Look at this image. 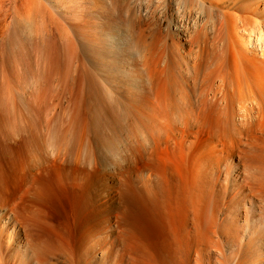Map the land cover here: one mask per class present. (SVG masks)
<instances>
[{
	"label": "bare ground",
	"instance_id": "bare-ground-1",
	"mask_svg": "<svg viewBox=\"0 0 264 264\" xmlns=\"http://www.w3.org/2000/svg\"><path fill=\"white\" fill-rule=\"evenodd\" d=\"M39 14L69 51L87 46L62 70L66 92L79 71L116 102L127 120L115 147L122 164L107 151L115 141L81 134L74 143L76 125L70 139L46 118L30 165H57L79 200L48 209L42 178L0 176V264H264V0H0V31H35Z\"/></svg>",
	"mask_w": 264,
	"mask_h": 264
},
{
	"label": "rangeland",
	"instance_id": "rangeland-1",
	"mask_svg": "<svg viewBox=\"0 0 264 264\" xmlns=\"http://www.w3.org/2000/svg\"><path fill=\"white\" fill-rule=\"evenodd\" d=\"M178 5L179 6V3L175 4L174 6ZM177 7V6H176ZM175 12V11H174ZM49 19V18H48ZM47 19V16L45 15H40L39 16L37 15L33 21H32V25L31 27L35 30V31H30V29H26L25 26L23 27L22 25L19 27L18 25L15 26L14 24V32L11 31L10 34H8L9 32L5 33L4 32H1L0 31V98L1 96H5V97H2V99H0L1 101H4L6 100V102H4V104L2 105L1 104V101H0V176H5L4 179L7 181H5L6 183H8L10 180L9 183L12 182V180H14L15 178L18 180L17 177H19V179H21V176H24L22 178L23 181H26L28 179L29 176H34V179H38L39 178L42 180H40L41 182H43L40 187H42L44 190L43 192L45 193V201L44 200V203L43 205L48 208V209H53L54 208V205L57 206L56 203H59V204H67V203H74L75 205H77V202H78V195L80 193V190H77L76 188L72 187L73 184H69L71 182L67 181V180H64L66 183L59 180L58 178V167L57 165H55L54 161H52V163L54 164L53 167H52V164L51 162L49 164H51V166H49V164L47 165V163H43L42 165L40 164L38 167V169H32V165L31 164V160L34 156V154L39 150L38 147H40V144H42V142L44 143V135L47 134V129L51 128V126H53L56 130L55 132H61V131H65V130H69V127L67 126H70L73 128L72 125H76L75 126V129L74 131L77 129L79 132L77 135V140H72V142L76 143L78 140V137L81 138V134H83L84 137H88L91 141L95 140V139H99V137L101 138L100 140L104 142V139L105 141H111L112 143L114 142V144L112 145V152L107 150L109 152V156H110V159L114 160L115 163H117L118 165H120V163L122 164V161H120L123 157V153H118L119 151L116 149L117 147H120L122 148L123 145H124V142H125V137H126V128L124 127L126 124L125 122L127 121L125 119V116L122 114L121 111L118 112V110L120 109L117 105H116V102L111 100L107 95H104L103 97H107V100L110 99L111 100V103L110 101L106 100L105 98V101L103 100V97L101 95L100 96V99H102V102L101 100L99 99L98 95L95 94L97 93L96 90L94 89V86H90L92 85L93 82H89L88 83V80L85 82H83L82 80V76L80 75V72H76L73 76V81H71V86L69 87H72V90H70V88L67 90L66 92V89L69 85V80L68 82L64 81L65 79H69L70 75L68 74V78H65L63 80V75H62V70L65 72H68L66 69H69L71 70V68L69 67H72L73 65H77V63L79 62V59L81 57V55H84L83 53V50L87 48L86 45H83L85 47H83L82 45H79L77 46L79 49H81L82 51H80L78 53V48H77V51L74 52V51H69L70 48H73V46L71 47L70 46H67L66 47V44H68V40H63V39H66L65 37H62L60 36L59 34H55V33H52L50 31L49 28H52L50 25H48L49 21L47 22L46 20ZM19 28V29H18ZM23 28V29H21ZM23 30V32H22ZM29 33V34H28ZM7 34V35H6ZM54 34V35H52ZM14 35V36H13ZM21 36V37H20ZM30 36V38H28ZM33 38H32V37ZM37 36V37H36ZM2 37V38H1ZM53 38V41L51 38ZM36 38V39H34ZM59 38V39H58ZM24 39V40H23ZM28 39V40H27ZM31 39V40H30ZM39 39V40H38ZM57 39V40H56ZM48 40V41H47ZM60 40V41H59ZM5 42V43H3ZM41 42V43H40ZM59 42V43H58ZM60 44V45H59ZM64 44V46H63ZM62 45V46H61ZM36 46V47H35ZM60 47V48H59ZM64 49H63V48ZM66 47V48H65ZM70 47V48H69ZM58 48L60 50H58ZM62 48V49H61ZM75 48V47H74ZM83 48V49H82ZM3 49V50H2ZM7 49V50H6ZM44 49V50H43ZM76 49V48H75ZM2 50V51H1ZM8 51V52H3V51ZM63 50H66L65 53ZM72 50V49H71ZM74 50V49H73ZM34 51V52H33ZM59 52V54H58ZM68 52V53H67ZM29 53V54H28ZM61 53V54H60ZM65 54V55H64ZM3 55V57H2ZM60 57H59V56ZM7 57V58H6ZM59 57V58H58ZM62 57V59H61ZM69 58V59H68ZM73 58V63H72V66L70 65V63L72 62L70 59ZM36 59V61H35ZM58 60H61V64H60V61ZM65 60V61H64ZM67 61H70L69 62V66H68V62ZM10 62V63H9ZM37 62V63H36ZM65 62V63H64ZM99 62V61H98ZM39 63V64H38ZM64 63V64H63ZM7 64V65H6ZM30 64V65H28ZM97 64H100L97 63ZM24 65V66H23ZM38 65V66H37ZM56 65V66H54ZM63 68H62V66ZM66 65V66H65ZM103 65V64H101ZM61 66V67H60ZM2 67V68H1ZM24 67V68H23ZM29 67V68H28ZM44 67V68H43ZM55 67V68H54ZM7 68V69H6ZM20 68V69H19ZM26 68V69H25ZM42 68V69H41ZM60 68V69H59ZM62 68V69H61ZM13 69H15L13 71ZM17 69V70H16ZM25 69V70H23ZM30 69V70H28ZM65 69V70H64ZM21 70V71H20ZM45 70V71H44ZM56 70V72H55ZM58 70V71H57ZM18 71V72H17ZM37 71V73H36ZM60 71H61V75L59 76L60 74ZM27 72V73H26ZM32 72V73H31ZM58 72V73H57ZM63 73V74H66ZM5 73V74H4ZM10 73V74H9ZM12 73V74H11ZM24 73V74H23ZM44 73V74H43ZM57 73V75L55 74ZM69 73V72H68ZM9 74V75H7ZM14 74V75H13ZM32 74V76L30 75ZM4 75V76H3ZM46 78H44V76ZM55 75V76H54ZM9 76V77H8ZM57 76V77H56ZM78 76V77H77ZM35 77V78H34ZM59 77V79H58ZM62 79H61V78ZM10 78V79H9ZM53 78V80H52ZM56 80H55V79ZM72 77H70V80H71ZM93 78V77H92ZM48 79V81H47ZM8 80V81H7ZM43 80H45L43 82ZM58 80V81H57ZM62 80V81H61ZM86 80V79H84ZM134 80V79H133ZM132 80V81H133ZM58 83H57V82ZM64 81V82H63ZM91 81H95V78L92 79ZM56 82V83H55ZM60 82V83H59ZM66 82V83H65ZM41 83L42 86H41ZM49 83V84H48ZM65 85H63V84ZM89 84V87L87 84ZM39 84V85H38ZM45 84H46V91H47V94H49V97H48V100H47V96L45 95V91L44 90H41V89H45ZM58 84V85H56ZM68 84V85H67ZM63 85V86H62ZM84 85H87V86H84ZM41 86V88H40ZM52 86V87H51ZM66 86V87H64ZM37 87V88H35ZM43 87V88H42ZM87 87V88H86ZM90 87L91 89L93 88L94 90H90ZM17 88V89H16ZM52 88H54V91L56 90L57 88V94L56 91L54 92L52 90ZM39 89V90H37ZM49 89V90H48ZM63 89L65 92H63ZM87 90V92H85V90ZM89 89V90H88ZM17 90V92H15ZM19 90V91H18ZM51 90V91H50ZM84 93H83V91ZM21 91V92H20ZM35 91V92H34ZM41 91H44V93H41L42 95L44 94L45 97H46V100H44V96L43 97H40V96H37L38 95V92H39V95ZM49 91V92H48ZM59 91V92H58ZM60 91H62L63 93H61ZM104 93V90H101V93ZM37 92V93H36ZM51 92V93H50ZM54 92V93H53ZM81 92V93H80ZM92 92V93H91ZM61 93V94H60ZM66 93V94H64ZM94 93V95H93ZM32 94V95H31ZM36 94V95H35ZM52 94V95H51ZM53 94H57L56 96L53 95ZM99 94V93H98ZM30 95V96H29ZM50 95L52 96V98H50ZM59 95V96H58ZM61 95V96H60ZM103 95V94H102ZM10 96V98H9ZM16 96V97H15ZM37 96V99L36 97ZM57 96H58V99H57ZM93 96V97H92ZM95 96V97H94ZM97 96V98H96ZM7 97V98H6ZM35 97V99H34ZM53 97H56L54 98L55 100H53ZM4 98V100H3ZM14 98V99H13ZM39 98V99H38ZM43 98V100H42ZM60 98V99H59ZM63 98V99H62ZM67 100H66V99ZM11 101H9V100ZM52 99V100H51ZM37 100V101H35ZM40 102H39V101ZM59 100V101H58ZM43 101L44 104H46L47 102V106L51 107L52 108V111H51V108L47 107L45 108L44 104H41ZM53 101L55 102V105L53 107ZM58 101V102H57ZM97 103H95V102ZM16 102V103H14ZM38 102V104H37ZM114 102V104H113ZM3 103V102H2ZM9 103V105H8ZM14 103V105H12ZM31 103V104H30ZM40 103V106H38ZM100 103V104H99ZM11 104V106H10ZM49 104V105H48ZM52 104V105H51ZM109 104V105H108ZM68 105V106H67ZM97 105V106H96ZM8 106V107H7ZM38 106V107H37ZM119 108L117 110L116 107ZM3 107V108H2ZM17 108L15 110V108ZM57 107V109L55 108ZM93 107V108H92ZM2 108V109H1ZM8 108V109H7ZM11 108V109H10ZM38 108V109H37ZM39 108H41L39 110ZM43 108V109H42ZM45 108V109H44ZM68 108V110H67ZM71 108V109H70ZM48 111H47V110ZM50 109V110H49ZM70 109V110H69ZM104 110V111H101V110ZM113 109H114V113H113ZM115 109L117 111H115ZM7 110V111H6ZM30 110V111H29ZM46 110V111H45ZM91 110L94 112L98 110V112H91ZM3 111V112H2ZM11 112L9 114V112ZM14 111H19L17 114L13 115L14 114ZM33 111V113H32ZM45 111V112H44ZM56 111V112H55ZM72 111V112H70ZM101 111V112H99ZM107 111V112H106ZM112 111V113H111ZM6 112V113H4ZM32 114H31V113ZM43 112V113H41ZM48 112V113H47ZM103 112V113H102ZM118 112V113H117ZM40 113V114H39ZM73 113V114H72ZM75 113V114H74ZM91 113V114H90ZM101 113V114H100ZM107 113V114H106ZM109 113V114H108ZM117 115H116V114ZM9 118H8V115ZM19 114H20V117H19ZM23 114V115H22ZM45 116H43V115ZM50 114V115H49ZM68 114V116H66ZM95 114V115H94ZM98 114H100L98 116ZM104 114V115H103ZM106 114V115H105ZM112 114V115H111ZM1 115H2V119H1ZM4 115V117H3ZM52 115V116H51ZM76 115V117H74ZM93 115V116H92ZM102 115V116H101ZM12 116V117H11ZM13 116L16 118L15 123L12 122L13 119ZM37 116V117H36ZM51 118H50V117ZM94 116L96 118H94ZM112 118H110V117ZM7 117V118H6ZM11 117V119H10ZM66 117V118H65ZM79 117V118H78ZM93 117V118H92ZM100 117L102 119H100ZM20 118V120L18 119ZM24 118V119H22ZM36 118V119H35ZM40 118V119H39ZM48 119V121L51 123H48L46 120ZM76 121H75V119ZM81 118V119H80ZM92 118V119H91ZM106 119V122H105V119ZM7 121H6V120ZM9 119V120H8ZM22 119V121H21ZM32 119V120H31ZM34 119V120H33ZM53 119L56 121H53ZM60 119V120H59ZM66 119V120H65ZM74 119V120H73ZM80 119V120H79ZM83 119V120H82ZM95 119V120H94ZM99 119V120H98ZM111 119V120H110ZM113 119V120H112ZM2 120H5V121H2ZM40 120L41 123H40ZM45 120V121H44ZM59 120V121H58ZM77 120H79L77 122ZM88 120V121H87ZM90 120V121H89ZM98 120V122H97ZM125 120V121H124ZM2 121V122H1ZM29 121V122H28ZM32 121V122H31ZM37 121V123H36ZM75 121V122H74ZM93 121V122H92ZM109 121V122H108ZM115 121V122H114ZM12 122V123H11ZM19 122V123H18ZM22 122V123H21ZM34 122V123H33ZM49 124V128L48 125L46 124ZM55 122V126L52 125L54 124ZM59 122V123H58ZM82 122V124H81ZM85 122V123H84ZM102 122V123H101ZM111 122V123H110ZM113 122V123H112ZM123 122V123H122ZM7 123V124H6ZM11 123V124H10ZM20 125H18V124ZM28 125H27V124ZM57 123V124H56ZM63 123V124H62ZM72 125H71V124ZM75 123V124H74ZM88 123V125L86 124ZM123 125H122V124ZM127 123V122H126ZM4 124V125H3ZM14 124V127L13 129L11 130L10 126ZM22 124V125H21ZM32 126H30V125ZM34 124H36L37 126L34 127ZM43 124V126H42ZM51 124V125H50ZM101 124V125H100ZM103 124V125H102ZM106 126H105V125ZM116 124V125H115ZM3 125L5 128L2 129ZM9 125V126H8ZM27 125V127H26ZM41 125V127H39ZM63 125V126H62ZM66 125V126H65ZM78 125V127H77ZM16 126V127H15ZM44 126H46L47 129H43L45 128ZM83 126V127H82ZM91 126V127H90ZM98 126V127H97ZM104 128H102V127ZM12 127V126H11ZM20 127V128H19ZM29 127V128H28ZM43 127V128H42ZM80 127V128H79ZM96 127V128H95ZM121 127V128H120ZM16 128V129H14ZM24 128V129H23ZM28 130H27V129ZM30 128H33L31 129L30 131ZM39 128V129H38ZM58 128V129H57ZM60 128V129H59ZM67 128V129H66ZM69 130L70 133H69V138L70 139H73V137L75 136V132H73L72 129ZM109 130H108V129ZM113 128H116L115 130ZM125 128V130H124ZM7 129L8 132L10 131L11 133L14 132V130H16V134L15 136H11V133L9 132V134H7ZM27 132H26V130ZM38 129V130H37ZM42 129V130H41ZM95 129V130H94ZM98 129V130H96ZM103 129V130H102ZM118 129V130H117ZM2 130V131H1ZM4 130V131H3ZM19 130V131H18ZM21 130V131H20ZM32 130H33V134H32ZM120 130V131H119ZM6 131V132H5ZM35 131H41L40 132V137L38 136V132L35 133ZM54 131V129H53ZM73 133H72V132ZM93 131H94V134H93ZM97 131V132H96ZM110 131V132H109ZM116 131V132H115ZM19 132H21L19 134ZM28 134H26V133ZM31 132V133H30ZM45 132V134H44ZM41 133H43L41 135ZM71 133L73 135V137L71 136ZM102 133V135H101ZM112 133V134H110ZM7 134V135H6ZM19 134V135H18ZM87 134H90L89 136ZM92 134V135H91ZM99 134V136H98ZM104 134V135H103ZM110 134V136H109ZM116 134V135H114ZM123 134V135H122ZM6 135V136H4ZM21 135V136H20ZM36 135V136H35ZM112 135V136H111ZM8 136V137H7ZM30 136V137H29ZM33 136V137H31ZM44 137V139L41 138ZM47 136V135H46ZM82 136V138H83ZM20 137V139H19ZM27 137H29L28 141L27 142ZM36 137V138H34ZM105 137V138H103ZM7 138V139H6ZM11 138V139H9ZM15 138V139H14ZM25 138V141L23 142ZM41 138L42 140L40 141L39 139ZM23 139V140H22ZM34 139V140H32ZM97 139V140H98ZM20 140V141H19ZM33 142L32 144V147L30 146L31 144V141ZM120 140V141H119ZM38 143L35 145V142ZM106 142V143H107ZM25 143V144H24ZM105 143V142H104ZM3 144V145H2ZM117 144V145H116ZM38 145L37 147V150H36V147L35 146ZM29 146V148H28ZM31 147V148H30ZM35 147V148H34ZM116 147V148H115ZM31 149V150H30ZM35 151L33 153V150ZM6 150V151H5ZM115 150V151H114ZM117 151V152H116ZM30 152V153H29ZM32 152V154H31ZM24 153V154H23ZM39 153V151L37 152ZM112 153V154H111ZM31 154V155H30ZM115 154V155H114ZM122 156H121V155ZM21 155V157H20ZM24 156V157H23ZM41 156V155H40ZM121 156V157H120ZM29 157H32L31 159ZM115 157V158H114ZM119 157V158H118ZM22 159V160H21ZM119 159V160H118ZM24 160V161H23ZM26 160V161H25ZM30 160V162H29ZM117 160V161H116ZM21 162V163H20ZM28 162V163H26ZM26 164V165H25ZM22 165V166H21ZM24 165V166H23ZM29 165V166H28ZM44 166V167H42ZM18 167V168H17ZM28 167V168H26ZM49 167V168H48ZM57 167V169H56ZM25 170V172L22 170ZM26 168V169H25ZM42 170H39L41 169ZM45 168V169H44ZM46 168H48L46 170ZM30 169H32L30 171ZM51 169V170H50ZM56 169V170H55ZM131 169V168H129ZM18 170V171H17ZM28 172H27V171ZM38 170L40 172H38ZM43 170H46L48 171L47 173L49 174H46V171L44 172ZM55 170V172H54ZM93 170V171H92ZM94 170L95 169H91L89 170V174L90 172H92L90 174V176H93L94 175ZM128 170V169H127ZM38 173H37V172ZM36 173L35 175H33L34 173ZM124 172V168L122 169V166H120V171H119V175L120 176V173H122L121 175L123 176ZM26 173V174H25ZM43 173V174H42ZM51 173V174H50ZM46 176H45V175ZM56 174V175H55ZM20 175V176H19ZM28 175V176H27ZM42 175H44L42 177ZM13 176V177H12ZM38 176V177H37ZM53 178H52V177ZM122 176H121V179L120 181L122 182ZM8 177V178H7ZM15 177V178H14ZM36 177V178H35ZM47 179H46V178ZM27 178V179H26ZM45 178V179H43ZM49 178V179H48ZM52 178V179H50ZM9 179V180H8ZM22 180H18L19 182L22 181ZM37 180V181H38ZM51 180V182H50ZM70 180V179H69ZM47 181V182H46ZM39 182V181H38ZM54 182V183H53ZM15 180H14V185H15ZM40 184V183H39ZM50 184V186H49ZM123 184V183H122ZM31 185H34L33 183H31ZM30 187H33L31 186ZM59 185V186H58ZM28 187H26V189H30L29 188V185H27ZM46 186V187H45ZM45 187V188H44ZM50 187V188H49ZM55 187V188H54ZM72 187V188H71ZM49 188V189H48ZM60 188V189H59ZM47 189V190H46ZM65 189V191H64ZM67 189V190H66ZM76 189V190H75ZM49 190V191H48ZM25 192L26 191H23L20 192L19 194L20 195H25ZM48 192V194H47ZM71 192V193H70ZM79 192V193H78ZM57 194V195H56ZM53 195V196H51ZM62 195V196H61ZM51 196V197H50ZM59 196V197H58ZM69 196V197H68ZM56 197V198H55ZM65 197V198H64ZM60 198V199H59ZM61 200V201H60ZM49 201V203H48ZM66 201V202H65ZM46 202V204H45ZM55 203V204H54ZM58 204V205H59ZM53 205V207H52ZM51 207V208H50Z\"/></svg>",
	"mask_w": 264,
	"mask_h": 264
}]
</instances>
